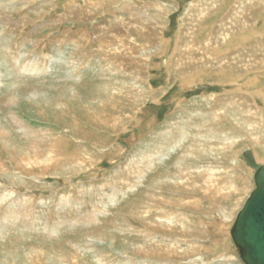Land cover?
<instances>
[{
	"label": "rangeland",
	"instance_id": "374dc122",
	"mask_svg": "<svg viewBox=\"0 0 264 264\" xmlns=\"http://www.w3.org/2000/svg\"><path fill=\"white\" fill-rule=\"evenodd\" d=\"M104 1L92 12L95 18L88 15L79 22L74 14L64 16L67 0H0V164L8 172L0 176V197L13 191L16 198L29 199L36 227L9 226L2 219L10 201L0 203V264H74L73 258L77 264H244L229 230L256 188L255 171L264 166V132L249 135L246 130L249 138L244 139L243 130L234 128L242 140L234 136L226 149L228 140L220 139L222 145L219 136L207 139L209 143L199 137L206 126H214L202 116L214 106L218 109L219 98L246 100L264 113V69L251 61L256 50L245 49L264 39L262 11H254L246 30L225 33L222 51L213 52L215 65L178 75L180 67L171 64L182 46L177 38L182 17L197 0L128 1L138 9L152 3L166 13L143 63L139 54L132 60V53L120 48L96 53L94 44L87 49L96 34L107 36L111 27L129 34L130 24L122 26L121 19L122 25H111L125 11ZM233 1H209L220 9L198 25L202 36L197 42L207 41L211 31L220 33L218 21ZM140 24L136 31L134 24L130 29L138 46L143 43L137 35ZM84 36L87 44L82 41L85 45L75 49L72 41ZM239 51L249 61L248 71L234 62ZM261 52L255 54L259 61L264 59ZM130 85L138 88L132 91ZM107 91L118 96L115 111L100 109ZM87 114L99 123L86 119ZM167 132L175 138L166 157L149 162L143 156L142 161V155L166 145ZM213 132L223 131L215 126ZM31 145L44 157L57 154L70 161L71 167L58 173L17 169L6 153L16 152V162L32 164L37 155L28 151ZM212 147L216 150L211 152ZM207 167L215 172L214 186L200 170ZM209 184L211 191L205 188ZM62 197L71 200L69 207L59 204ZM132 242H152L147 246L150 255L134 252L133 244L127 247ZM159 244L161 251L155 248ZM36 250L45 255L41 263L34 257Z\"/></svg>",
	"mask_w": 264,
	"mask_h": 264
},
{
	"label": "bare ground",
	"instance_id": "6f19581e",
	"mask_svg": "<svg viewBox=\"0 0 264 264\" xmlns=\"http://www.w3.org/2000/svg\"><path fill=\"white\" fill-rule=\"evenodd\" d=\"M8 1L15 2L16 0H8ZM128 1L129 0H111L109 2H110V5L113 4V7H115L116 9H117L116 4H119L120 5L119 10L125 11V12H122V17L115 18V20H113V24H111V25L114 26L118 23L120 25L121 24L120 22H122V21H123V25L121 24L122 26H124L125 24H130V25H128L129 34L122 35L119 31H115L114 27H111L110 33L107 36H104L101 33L96 34L95 39L92 40V42L90 43V45L87 49H90L92 47V45H94V44H95V46L97 45V48L94 46V52H96V53H98L100 51H106V52L109 50L111 51L114 47L116 48V51H118L120 48L121 50H119V51L123 50L124 53H126V54L132 53V55H130V59H132V60L133 59L135 60L137 58V55L139 54L138 60L143 63V62L147 61L146 60V55L148 52L147 49H150L149 47L153 46L154 43L158 40L157 34L160 31V29H162V27L164 26L163 24L166 23L165 22L166 17H164V16H166L165 15L166 13L164 11L158 9L157 8L158 5H156V6L151 5L152 3L148 4V3L144 2V4H142V7H140V9H138V7L136 8V6H134L133 1H131V2H128ZM209 1L210 0L193 1V3H191L189 6L188 12L185 14L184 17H182L183 18L182 26H181L180 30L178 29L179 35L177 37L179 45L182 44V46L176 48L178 57H177L176 61L172 62V64H171V66L176 65V66L180 67L179 72H177L178 69H176V71H175L176 74H178V75H184L187 73H192L195 70L197 71L198 69L205 68V67L211 68L213 65L216 64L213 62V59L216 57V55H214L213 52H215V51L221 52L222 51L223 40L224 39L226 40V38H225L226 34L225 33H229V32L234 33V32H238V30L239 31L246 30L248 25H250L249 24V20H250L249 17H252V19H254L252 14H254V11H256V10H261L262 11L261 15L262 16L264 15V0H234L231 7L227 9L226 13H224L223 18L219 19V21H218V22H220V25H221L220 27H217V29L221 30L220 33L215 32V31H211V34L209 35L210 37H208L207 41L200 43L197 41H198V39L201 38L202 34L200 32H198V30H196L198 25L200 26L201 22L204 21L206 16L211 15L212 11L213 12L219 11V9H220L218 7L217 8L212 7L210 5ZM101 4L102 5L105 4V1L104 0H94V1L93 0H81V2H80L79 0H67L66 7H65L66 8V14H64V16L69 15V17H70V14H74L75 16H77V19L79 22H84L83 20L87 19L88 15H90L92 18H95V15L92 14V12H97L98 8L101 6ZM48 5L49 4H43V5H41V7L48 6ZM216 5H215V7H216ZM152 8L155 9L156 11H158L159 13L158 12L156 14L148 13V10L152 9ZM262 8H263V10H262ZM2 9H3V7H2V4L0 3V12ZM89 10H90V12H89ZM11 15H12V13H11ZM256 15H258V14H256ZM124 17L125 18L129 17L130 22L127 23ZM25 18H27V17H25ZM120 19H121V21L119 22ZM37 23H40V22H37ZM37 23H36V26H37ZM49 23L53 24V25L56 24L54 22H49ZM132 23L135 25V31H136V25L137 24L139 25L140 23H142V26H143V29H140V31H142V32H137V35L140 37V39L139 38L138 39L142 40V42H143L139 46L136 44H135L136 46L134 45V38L131 36L130 29L132 28V31L134 30ZM148 26H151V27H148ZM137 29H139V28H137ZM99 31H100V28H99ZM155 36H156V38H155ZM127 37H128V39H127L128 43H125V39ZM153 38H155V39L152 40ZM115 40H117V44L113 43V41H115ZM82 41L84 43L86 41H88V36H84V38H82L81 40L78 39L74 42L72 41V44L75 47V49H77L76 47H79V46H80V48H82L85 45L84 43H82ZM86 44H87V42H86ZM185 44H187V45L184 46ZM137 46L140 47L141 50L136 48ZM102 47H105L106 49L103 50ZM245 49L256 50V51H252L253 53L251 52L252 57L256 56L251 61H253L255 63L256 68L259 66L260 69H262V67L264 69V59H261L259 61L257 58L258 53L261 51L262 52L260 53V55H261L260 57L264 58V39H260V41L258 40L257 46L251 45L249 48L246 47ZM85 52H86V50H85ZM256 53H257V55H255ZM192 54L193 55L197 54V55L195 57H191L190 55H192ZM240 55H241V51H239L237 54L234 55L235 56L234 59L238 58V60H235L234 62H237V64H240V62H241L242 66L245 68V70L248 71L249 61L246 62L245 61L246 58H243V60H242ZM131 56H133V57H131ZM185 56H189V57L185 58ZM82 57H83V54H82ZM220 60L221 59L218 60L217 66H221L220 62H219ZM226 62L227 61H225V59H224V62H221V63H222V65H224V64H226ZM231 65H229V66H231ZM261 71H263V70H261ZM34 73H36V72H34ZM127 88H130L133 91L136 88H138V86L130 85V87L127 86ZM108 93H111V91L110 92L107 91V94L105 93L106 97L104 98V100L100 104V109H105L106 111L107 110L109 111L110 109H108V108H111V110L115 111L117 107L113 108V106L117 103L116 98L118 96L113 95V94L110 95ZM262 96L264 97V92H263ZM119 99H121V98H119ZM263 100H264V98H263ZM103 103H105V104H103ZM216 107H218V109L215 108V106L211 108L212 112L208 116H204V117L202 116V118L205 120V123H207V124L208 123H210V124L214 123L213 124L214 126L212 127V129H210L209 127L206 126V129H205V130H207L206 134H203L202 139H201V137L198 136L200 138L201 142L203 141L204 143H209V141H207V139L208 140H214V139L220 137L219 141L221 142V144L224 140H228L227 145L225 147V149H226L228 144H230L231 141L233 140L234 136H235L234 138H240L242 140V138H244V139H247V137L249 138L250 134L253 135L252 130L253 131L258 130V131L264 132V113L262 114L261 111H258L257 109H255L253 107V105H250L248 102L246 103V100L236 101V100H227V98H225V99L219 98ZM106 115H108V114H106ZM106 115H104L103 117H106ZM84 117L86 119L90 118V120H92V123H94V124L99 123L98 117H95V118L92 116L89 117L88 114ZM1 124H0V129L2 130L3 126ZM215 126L220 127V130H222L224 133L223 132L211 133ZM234 128H238V130H243V132L244 131L246 132V130H251L250 131L251 133H248L249 135L245 136V132H244V136H242V138H241V136H238L236 134ZM70 129H72V128L70 127ZM0 133H3V132L0 131ZM4 134H6V133H4ZM207 134H210V135L207 137ZM163 137H164L163 138L164 140H167L166 145L163 147L160 145L158 147L159 148L158 152H157V149L154 147V149H152V152L150 154L147 153V154L142 155L140 157V159L142 161H144L143 156L145 157V160L151 162L155 158L164 157L166 155L165 152L172 150L174 145H170L169 142L171 139L175 138V135L167 132ZM220 139H224V140H220ZM49 145H51V144H49ZM231 146H232V144H231ZM214 150H216V149H214V147H212L210 149L211 152ZM221 150L224 151V149H221ZM28 151L37 155V156H35L36 158L34 157L32 159L33 160L32 164L27 163V162L25 164L16 162L15 161V159L17 157L15 155L16 152H12V151H11L12 153L7 152L6 155L11 160V163L13 165L15 164V167H17V169L25 171L26 173H31V172H29V169L31 168L30 170L32 171L33 167H37L41 171H49L52 173L64 172L65 169H68L71 167L70 161H62L61 158L58 157L57 154H54L53 157H51V156L44 157L45 155L43 156L42 152L39 153L38 148L35 147L34 145H31L30 148H28ZM155 160H157V159H155ZM195 169L192 167L189 172L193 173V171ZM200 170L203 173H205V175H204L205 177H208L212 180V181H210V183L212 185L215 184L216 175H215V172L211 168H209V167L204 168V169L201 168ZM198 171H199V169H198ZM7 174H8V172H6L5 167L1 163L0 164V176H2V177L7 176ZM45 174H46V172H45ZM66 174H68V173H66ZM11 179H14V178H11ZM253 179H254V176H253ZM178 183L182 185V181H178ZM211 187L212 186L209 184L205 188L209 191ZM7 192H8L7 194L1 195V197H0L1 205L10 201V205L4 211V216H3L2 221H5V223L10 222L9 226H13V228L18 227V225L19 226L23 225V227L32 228L33 230L34 229L36 230V227L34 228L35 223L30 219V216L32 214H30V211L27 208L29 203H30V200L29 199L23 200V199L16 198L15 197L16 193L13 191H7ZM112 200H113V198H112ZM70 201H71L70 199H64V197H62L59 204L69 207ZM99 210H100V208H99ZM66 222H67V220H66ZM5 226L7 227V225H5ZM23 227H22V229H23ZM232 227L233 226H231L229 232L231 231ZM30 231H32V230L30 229ZM14 232H15V230H14ZM6 235H7V233H6ZM30 236H31V234H30ZM152 241H155V240L152 239ZM132 244H133V242L131 244H128L127 247H129V246L132 247L134 245L132 247L134 252H136V253L138 252L140 255H142L145 258H147L150 255L148 253L149 252L148 250L150 249V247L149 248L147 247V246H150L149 243H144L145 245H143V246H138L136 244L132 245ZM156 244H158V243H156ZM171 245L175 246V244L174 245L171 244ZM152 247H154V246H152ZM160 247H162V246H160V244H159V245H156L155 248H157L158 251H161ZM171 248H168V249L170 250ZM175 248H176V246H175ZM39 249L41 250V248H39ZM40 250H36L34 257L39 259L40 263H41V260H44L43 257H45V255ZM176 251H180V250H176ZM176 251L174 250L172 252L178 254ZM33 252H35V251H33ZM169 252H171V251H169ZM169 252L167 254H170ZM134 262H135V260L134 261H127L126 264H135ZM73 263L74 264L78 263L77 258H73ZM159 264H161V263H159Z\"/></svg>",
	"mask_w": 264,
	"mask_h": 264
},
{
	"label": "water",
	"instance_id": "95a60500",
	"mask_svg": "<svg viewBox=\"0 0 264 264\" xmlns=\"http://www.w3.org/2000/svg\"><path fill=\"white\" fill-rule=\"evenodd\" d=\"M254 181L256 188L230 231L244 264H264V166L255 172Z\"/></svg>",
	"mask_w": 264,
	"mask_h": 264
}]
</instances>
